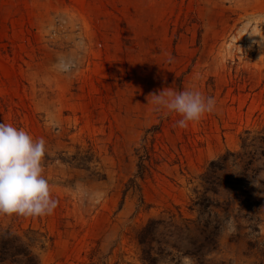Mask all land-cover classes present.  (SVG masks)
<instances>
[{
	"label": "rangeland",
	"instance_id": "obj_1",
	"mask_svg": "<svg viewBox=\"0 0 264 264\" xmlns=\"http://www.w3.org/2000/svg\"><path fill=\"white\" fill-rule=\"evenodd\" d=\"M184 89L216 110L181 128L152 94ZM0 123L46 142L56 209L0 215L41 264H151L139 230L197 218L210 162L264 134V0H0ZM217 188L213 243L156 264H264V207Z\"/></svg>",
	"mask_w": 264,
	"mask_h": 264
},
{
	"label": "trees",
	"instance_id": "obj_2",
	"mask_svg": "<svg viewBox=\"0 0 264 264\" xmlns=\"http://www.w3.org/2000/svg\"><path fill=\"white\" fill-rule=\"evenodd\" d=\"M139 168L142 171L143 165L140 164ZM203 183L206 191L197 194L194 200V206L199 213L197 218L185 217L179 213L177 218L173 215L167 219H151L139 230L138 240L143 245L145 261L156 264L158 255L167 252L161 246V238L175 237L193 245L200 244L197 255L205 247L203 242L213 243V235H217L215 230L219 226L213 223L217 222L218 216L213 214L210 207L219 204V201L215 203L207 194L209 190L218 193V186L228 185L236 191L234 194L244 195L240 208L252 210L264 207V134L251 141L243 138L239 151H228L212 160L203 175ZM154 243L157 245L154 246ZM164 243L168 241L165 240ZM0 264L41 263L31 243L11 228L0 224Z\"/></svg>",
	"mask_w": 264,
	"mask_h": 264
},
{
	"label": "clouds",
	"instance_id": "obj_3",
	"mask_svg": "<svg viewBox=\"0 0 264 264\" xmlns=\"http://www.w3.org/2000/svg\"><path fill=\"white\" fill-rule=\"evenodd\" d=\"M158 108L176 113L181 128L199 122L216 110V100L195 89L162 90L152 94ZM46 142L23 128L0 123V215H51L58 201L51 194L42 161Z\"/></svg>",
	"mask_w": 264,
	"mask_h": 264
}]
</instances>
